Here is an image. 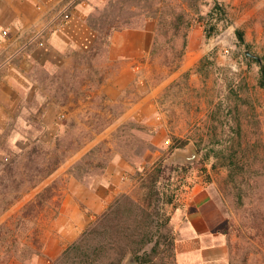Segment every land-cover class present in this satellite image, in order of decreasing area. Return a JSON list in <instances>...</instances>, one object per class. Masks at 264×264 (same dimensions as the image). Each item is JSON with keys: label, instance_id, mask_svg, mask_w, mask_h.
Wrapping results in <instances>:
<instances>
[{"label": "rangeland", "instance_id": "1", "mask_svg": "<svg viewBox=\"0 0 264 264\" xmlns=\"http://www.w3.org/2000/svg\"><path fill=\"white\" fill-rule=\"evenodd\" d=\"M135 1L0 0V169L39 158L33 147L46 152L58 136L81 146L0 213V224L14 227L25 204L53 187L42 211L16 229L38 240L37 252L4 264H64L65 249L117 199L143 203V181L157 166L170 176L162 191L174 194L164 208L175 254L155 262L264 264V0H154L157 13ZM216 2L228 18L208 37L203 16ZM174 11L191 19L174 44L180 52L187 33L181 59L170 33L158 35ZM118 12L133 21L123 30L158 36L156 54L92 53L98 32L89 18ZM128 64L135 77L106 89ZM112 262L139 264L115 250L98 264Z\"/></svg>", "mask_w": 264, "mask_h": 264}, {"label": "trees", "instance_id": "2", "mask_svg": "<svg viewBox=\"0 0 264 264\" xmlns=\"http://www.w3.org/2000/svg\"><path fill=\"white\" fill-rule=\"evenodd\" d=\"M137 2L138 0L135 1V4ZM145 3H148V6L142 7L147 9L148 13L158 12L154 6V0H146ZM121 12H118L114 18L108 17L103 20H99L95 16L89 18V23L98 32L91 47L93 54L106 47L105 52L110 57L114 33L132 26L133 21L127 17L129 15L121 14ZM168 17L170 20L166 18L161 20V29H159L158 35L164 32L170 33L168 43H171L173 47L171 53L178 55L181 59L187 47V33L183 35L180 52L174 44L181 35V31L191 26V19L187 17L185 11H174ZM227 18V12L223 5L216 2L211 11L203 16L207 36L211 37L218 33L221 21H225ZM158 46V36H156L151 47L152 54L157 53ZM202 62L201 60L197 69L202 68ZM259 84L264 87L263 62L261 63ZM80 147L76 144L74 137L67 136L62 139L58 136L54 146L46 152L38 153L39 146L33 147L34 154L39 155V158L29 156L28 161L24 164L13 161L2 165L0 169V213L20 198L25 190L38 186L45 178L49 177L66 159L70 151ZM183 168L187 169L188 166ZM165 171L162 166H157L145 177L143 183L146 193L143 203L133 200L129 195H123L122 198L117 199V202L111 205L98 221L89 226L75 243L65 249L61 255L63 258L61 263L98 264L110 250H115L120 259L130 251L136 256L139 264L165 263L155 262V259H164L165 255L169 253L175 254V239L169 228L170 217L164 208L165 204L174 202V194L162 191L161 178L170 177L166 176ZM53 196V187L49 185L25 204L14 227L8 223L0 224V264H4L17 255L22 257L37 252L38 240L31 244L29 241L21 239L16 229L22 226L26 227L31 218L37 216ZM161 246L164 249H161ZM58 262L60 263V260L53 264H59Z\"/></svg>", "mask_w": 264, "mask_h": 264}, {"label": "crops", "instance_id": "3", "mask_svg": "<svg viewBox=\"0 0 264 264\" xmlns=\"http://www.w3.org/2000/svg\"><path fill=\"white\" fill-rule=\"evenodd\" d=\"M35 12V11H34ZM36 13V12H35ZM34 13V15H35ZM32 15V16H34ZM37 17L33 18V22ZM90 32V31H89ZM154 36L146 30H123L116 31L112 38L110 53L113 58L136 57L149 51L153 45ZM129 77L131 81L135 77V67L128 64L124 66L113 78L112 84H105L106 89H117L121 85V80Z\"/></svg>", "mask_w": 264, "mask_h": 264}, {"label": "water", "instance_id": "4", "mask_svg": "<svg viewBox=\"0 0 264 264\" xmlns=\"http://www.w3.org/2000/svg\"><path fill=\"white\" fill-rule=\"evenodd\" d=\"M247 53L250 54L251 56H255V54L252 53L251 51H247ZM194 152H195V151H194ZM194 157H195V153L191 154L188 158H189L190 160H192Z\"/></svg>", "mask_w": 264, "mask_h": 264}]
</instances>
